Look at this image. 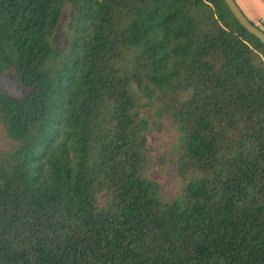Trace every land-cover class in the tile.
Wrapping results in <instances>:
<instances>
[{
	"label": "trees",
	"instance_id": "16d2710c",
	"mask_svg": "<svg viewBox=\"0 0 264 264\" xmlns=\"http://www.w3.org/2000/svg\"><path fill=\"white\" fill-rule=\"evenodd\" d=\"M4 75L0 264H264V44L224 0H0Z\"/></svg>",
	"mask_w": 264,
	"mask_h": 264
},
{
	"label": "rangeland",
	"instance_id": "374dc122",
	"mask_svg": "<svg viewBox=\"0 0 264 264\" xmlns=\"http://www.w3.org/2000/svg\"><path fill=\"white\" fill-rule=\"evenodd\" d=\"M259 26V25H257ZM261 28V27H260ZM66 35L63 28L59 27L54 36V45L56 47H62L65 43ZM0 86L6 90L9 94L13 96H21L24 94L23 89H21L14 79L9 75H4L0 78ZM157 138L155 136H150L148 140V146L153 155H156L157 152L162 150V147H159L157 143ZM163 138V137H162ZM4 131L0 133V143L3 145L5 143ZM165 140V138H164ZM170 162L168 161L165 166H155L153 170L150 172V175L155 179L159 180L163 189L165 191H171L175 185L174 183V174L171 169Z\"/></svg>",
	"mask_w": 264,
	"mask_h": 264
},
{
	"label": "crops",
	"instance_id": "0c3cea01",
	"mask_svg": "<svg viewBox=\"0 0 264 264\" xmlns=\"http://www.w3.org/2000/svg\"><path fill=\"white\" fill-rule=\"evenodd\" d=\"M245 16L264 31V0H235Z\"/></svg>",
	"mask_w": 264,
	"mask_h": 264
},
{
	"label": "water",
	"instance_id": "95a60500",
	"mask_svg": "<svg viewBox=\"0 0 264 264\" xmlns=\"http://www.w3.org/2000/svg\"><path fill=\"white\" fill-rule=\"evenodd\" d=\"M234 17L250 34L257 37L264 44V31L252 23L236 4L235 0H224Z\"/></svg>",
	"mask_w": 264,
	"mask_h": 264
}]
</instances>
